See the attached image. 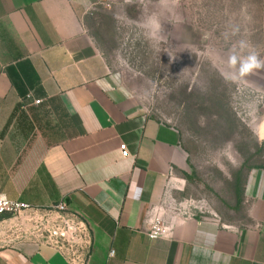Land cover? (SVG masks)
<instances>
[{"label": "crops", "instance_id": "0c3cea01", "mask_svg": "<svg viewBox=\"0 0 264 264\" xmlns=\"http://www.w3.org/2000/svg\"><path fill=\"white\" fill-rule=\"evenodd\" d=\"M119 1L0 0V194L42 211L66 202L87 228L84 264H264V169L241 183L243 223L172 204L182 137L125 90L89 30ZM8 223L0 264H70Z\"/></svg>", "mask_w": 264, "mask_h": 264}, {"label": "rangeland", "instance_id": "374dc122", "mask_svg": "<svg viewBox=\"0 0 264 264\" xmlns=\"http://www.w3.org/2000/svg\"><path fill=\"white\" fill-rule=\"evenodd\" d=\"M88 26L125 90L182 137L172 204L243 223L236 186L264 169V68L234 81L227 59L241 40L264 59V0H121Z\"/></svg>", "mask_w": 264, "mask_h": 264}, {"label": "built area", "instance_id": "2783aa9c", "mask_svg": "<svg viewBox=\"0 0 264 264\" xmlns=\"http://www.w3.org/2000/svg\"><path fill=\"white\" fill-rule=\"evenodd\" d=\"M35 104H40V101ZM121 150L124 156H128L125 146ZM67 212L68 207L64 201L42 211L0 194V219L7 218L11 221L6 227L14 232L41 239L67 256L70 264H84L91 247V242L85 238L87 228L83 221L75 219ZM163 232L164 227L157 219L152 225L149 237L157 239Z\"/></svg>", "mask_w": 264, "mask_h": 264}, {"label": "clouds", "instance_id": "9594fccd", "mask_svg": "<svg viewBox=\"0 0 264 264\" xmlns=\"http://www.w3.org/2000/svg\"><path fill=\"white\" fill-rule=\"evenodd\" d=\"M236 31L238 29H233V34ZM238 47L240 51L234 50L227 59L228 76L234 81L244 79L264 68V59L260 57L258 52L252 50L246 41H239Z\"/></svg>", "mask_w": 264, "mask_h": 264}, {"label": "trees", "instance_id": "16d2710c", "mask_svg": "<svg viewBox=\"0 0 264 264\" xmlns=\"http://www.w3.org/2000/svg\"><path fill=\"white\" fill-rule=\"evenodd\" d=\"M263 168V167H262ZM236 195H237V198H238V203H240V197H241V195H242V189H241V184H238L237 186H236Z\"/></svg>", "mask_w": 264, "mask_h": 264}]
</instances>
